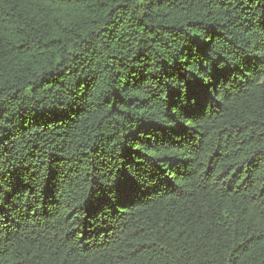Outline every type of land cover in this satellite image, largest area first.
<instances>
[{"label": "trees", "instance_id": "trees-1", "mask_svg": "<svg viewBox=\"0 0 264 264\" xmlns=\"http://www.w3.org/2000/svg\"><path fill=\"white\" fill-rule=\"evenodd\" d=\"M0 264H264V0H0Z\"/></svg>", "mask_w": 264, "mask_h": 264}]
</instances>
